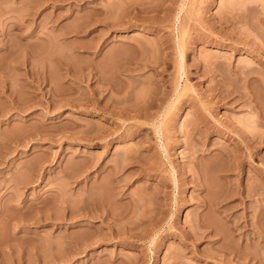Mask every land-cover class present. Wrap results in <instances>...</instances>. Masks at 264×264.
I'll return each mask as SVG.
<instances>
[{
    "label": "rangeland",
    "instance_id": "obj_1",
    "mask_svg": "<svg viewBox=\"0 0 264 264\" xmlns=\"http://www.w3.org/2000/svg\"><path fill=\"white\" fill-rule=\"evenodd\" d=\"M0 5V264H235L198 261L173 235L202 209L195 199L205 190L189 182L200 171L206 193L229 195L233 218L257 223L246 227L245 252L264 263V137L240 142L264 135V0ZM205 112L221 126L190 137ZM222 147L238 148V169L217 156ZM83 192L96 198L88 204ZM133 197L136 214L121 219ZM153 214L158 245L148 244L150 227L135 240L140 216Z\"/></svg>",
    "mask_w": 264,
    "mask_h": 264
},
{
    "label": "bare ground",
    "instance_id": "obj_2",
    "mask_svg": "<svg viewBox=\"0 0 264 264\" xmlns=\"http://www.w3.org/2000/svg\"><path fill=\"white\" fill-rule=\"evenodd\" d=\"M1 6V5H0ZM3 8V7H2ZM11 8V12H12V7H10ZM10 12V11H9ZM180 12V11H179ZM177 15V14H176ZM176 17V16H175ZM179 17H177V19H178ZM178 21H179V19H178ZM14 24V23H13ZM11 25V26H9V28L11 27V28H13V30H14V27H16V25ZM11 28H10V30H11ZM18 28V27H17ZM16 30V29H15ZM179 39H180V37H179ZM180 45V44H179ZM181 47V46H180ZM183 51V50H182ZM181 51V49H178V56H177V58L179 59V64L178 65H180V66H183L182 64H183V52ZM177 59V60H178ZM254 95V94H253ZM250 98H252V97H250ZM255 98H256V96H255ZM252 100V99H251ZM256 100H258L257 98H256ZM256 100H255V103L257 104V106L259 105L258 103L259 102H256ZM254 103V104H255ZM254 104L251 106V108H253L254 107ZM257 106H256V108H257ZM255 108V109H256ZM258 109V108H257ZM260 109V108H259ZM125 110V109H124ZM261 110V109H260ZM119 111V110H118ZM126 111H127V109H126ZM129 111H131V110H129ZM253 111H255V110H253ZM256 111H259V110H256ZM262 111V110H261ZM124 112V111H123ZM123 112H121V113H123ZM128 112V111H127ZM137 113V112H136ZM206 113V112H205ZM204 113V114H205ZM118 114V113H117ZM119 114H120V112H119ZM133 114H134V112H133ZM138 114V113H137ZM256 114H258V112L256 113ZM205 116V117H204ZM203 116V114H202V117H203V119H202V117H200L199 119V121L197 120V122H199L198 124H196V123H193V124H190V126H189V128H190V130H189V132H190V137H191V135L192 134H194V133H196L197 131H199L200 130V127H203L204 128V130H210V128L212 129L211 131H213L214 132V130L215 129H218L219 128V126H221V122L220 121H218V119H215L214 118V116L213 115H211L209 112H207L206 113V115H204ZM258 118L261 120V121H263L264 122V113L263 112H260L259 113V116H258ZM202 120V121H201ZM206 123H205V122ZM210 124V126H208L207 124ZM151 125H152V127H153V130L155 131V133L156 134H158L159 135V133H160V129H161V127H162V122L161 121H159L158 119L157 120H154L152 123H151ZM201 125V126H200ZM125 131H126V129H125ZM124 132V131H123ZM189 132H188V134H189ZM161 134V133H160ZM160 136V135H159ZM264 137V135H254L253 133H249V134H246L244 137H240V142H263V138ZM201 141V139L199 140V142ZM202 142V141H201ZM245 145H246V149L247 150H249L248 151V158H253V155H254V153L247 147V144L246 143H244ZM236 149V150H235ZM216 150V149H215ZM237 150H238V148H234V150L233 151H235V152H237ZM195 151V150H194ZM197 151V150H196ZM208 151V150H207ZM206 151V152H207ZM212 151V150H211ZM210 151V152H211ZM231 151H232V149L230 150V149H226V148H220V149H217V151H216V154H217V156L219 157H221V159H222V157H223V159H225L226 161H227V163L229 164V162L231 163L230 165H229V168L230 169H233V168H235V169H238L239 168V166H240V161H237L236 160V154H234L233 155V151H232V153H231ZM215 152V151H214ZM214 152L213 153H211L212 154V158L213 159H215V156H216V154L213 156V154H214ZM193 155L195 154V153H192ZM197 154V153H196ZM209 154V153H208ZM210 154V155H211ZM204 155V154H203ZM138 156H139V154H138ZM141 156V155H140ZM200 156H202V155H197L196 157H193L195 160H198L199 159V161H200V159H202V158H199ZM209 156V155H208ZM132 158V157H131ZM130 158V159H131ZM134 158H137V157H135V155H134ZM134 158H132V159H134ZM139 158V157H138ZM141 158H142V156H141ZM209 158V157H208ZM217 158V157H216ZM228 158H230V161L228 160ZM131 159V160H132ZM213 159H211V160H213ZM232 160H234V165L232 166ZM126 161V160H125ZM120 162V161H119ZM124 162V161H123ZM122 162V163H123ZM114 163H116L115 161H114ZM125 163V162H124ZM123 163V164H124ZM210 163V162H209ZM226 163V162H225ZM117 164V163H116ZM128 164V163H127ZM194 164H195V162H194ZM120 165V164H119ZM204 165V164H203ZM117 166H118V164H117ZM141 166V165H140ZM121 167V166H120ZM119 166H118V169L120 168ZM123 167V166H122ZM142 167L144 168V166L142 165ZM206 167V166H205ZM204 167V168H205ZM223 167H225V166H223ZM222 167V168H223ZM112 168V167H111ZM117 168V167H116ZM116 168H112L114 171H116ZM201 168L204 170V168L201 166ZM228 168V169H229ZM206 169V168H205ZM226 169V168H225ZM113 170L111 171L112 172V175H113ZM120 170V169H119ZM139 170V169H138ZM141 170H142V168H141ZM140 170V171H141ZM144 170H147V168L146 169H144ZM201 170V169H200ZM143 171V170H142ZM120 172H121V170H120ZM139 172V171H138ZM206 172V171H205ZM115 173H117V172H115ZM114 173V174H115ZM118 173H119V171H118ZM142 173V172H141ZM145 173H147V175L149 174L148 172H145ZM145 173H144V175H145ZM176 173V172H175ZM174 173V174H175ZM199 173V172H198ZM109 174H111L110 173V171H109ZM120 174V173H119ZM197 174V173H196ZM200 174L203 176V175H205V173H204V171H203V173H202V171H200ZM207 174V173H206ZM138 175V174H137ZM140 175V174H139ZM117 176V177H116ZM173 176V175H172ZM195 178L198 176V175H193ZM201 176V177H202ZM114 177H116V178H113V179H115V182H116V184H120V183H118V182H120V180H121V178L122 177H118V175H115ZM201 177H199L198 176V179L199 178H201ZM205 177H206V175H205ZM227 177V176H226ZM172 178V181H173V185H175V187L177 188V190L179 191V189H180V185H177V176H173V177H171ZM195 178H193L192 176H191V178H190V180H189V182H190V184H193V186H195V188L197 187V188H199L198 190L199 191H203L204 192V190H205V192H204V194L202 195H200V196H198V197H196V199H195V197H194V199L195 200H197L196 202H198V206H199V208H202L201 209V211L199 212V213H197V215L196 216H194L193 217V219L190 221V222H188V224H187V226H188V229L187 230H182L181 229V231L177 234H173L174 236H177L178 238H179V242L183 245V246H185L186 248H190L189 249V252L191 251V254L193 255H191L193 258L195 257L198 261H201V260H203L202 262H206L207 260H213L214 262L216 261V263H227V262H234L235 264H260L259 263V261H260V258H259V260H257L258 258L257 257H253V256H251V252H252V255H254V254H256V252H254L253 253V251H251L250 252V254H249V252H245V250H247V247L249 246V243L247 242V240H246V238H245V233H246V227H253L254 228V226H255V228H256V225H257V223H255L254 222V224H253V222H251V223H248L247 221L245 222V221H241L238 217H232V215L234 214H232L231 212H229V211H231V209H229V208H227L226 207V204H227V202H225V201H227L228 199H227V196H229V195H226V194H224V195H222L223 193H220V195H218L219 193H218V190H216L215 189V196L213 195L214 194V192L213 191H210L212 188L210 187V186H208V184L206 183V182H204L203 180H204V178L202 177V179H201V181H203L204 183H202L201 181L199 182H197V180L195 179ZM123 179V178H122ZM207 179V178H206ZM124 180V179H123ZM122 180V181H123ZM195 180H196V182H195ZM162 181V180H161ZM162 184H163V182H161ZM115 184V183H114ZM205 184L209 187V188H211V189H209V191L211 192V194H212V192H213V194H212V196L210 195L209 196V194H210V192L208 191V193H206V191H207V188H206V186H205ZM95 185V184H94ZM119 186V185H118ZM180 186V187H179ZM91 187V186H90ZM119 188H121V187H119ZM196 188V189H197ZM87 189H89V186H88V188ZM93 189L95 190L96 189V187H94L93 186ZM92 191V193H94L93 192V190L90 188L87 192H89V191ZM213 190V189H212ZM91 191H90V193H91ZM121 192V191H120ZM202 192V193H203ZM217 192V193H216ZM89 193V194H90ZM207 195H206V194ZM80 194H82V193H80ZM95 194H97L98 195V193H95ZM118 194H120V193H118ZM198 194V193H197ZM200 194V193H199ZM83 195L85 196L86 195V201H87V194H86V192H85V194H84V192H83ZM93 195V194H92ZM91 194H90V196H92ZM222 195V196H221ZM75 196H77V194L75 195ZM80 195H79V193H78V197H79ZM88 197V198H92V197ZM95 195H93V197H94ZM196 196V195H195ZM82 195H81V197H79V198H81V202H83V199H82ZM120 197H122V196H120ZM131 197V196H130ZM139 197V196H138ZM142 196H140V198H141ZM143 197H144V195H143ZM78 198V199H79ZM96 197H94L92 200H94ZM98 198V197H97ZM100 198V197H99ZM98 198V199H99ZM134 199H137V197H133ZM127 199V200H129V204L131 205V207L129 208V211L128 212H125V211H122L123 213H125V214H121L120 215V217L121 216H123V217H121V219H123L124 217H127V215H128V217H127V219L128 218H132L133 216H129V215H132L133 213H135L136 214V211L134 210L133 211V209H134V207H136V206H138V204L140 203L139 201H140V199L138 200H134V199ZM97 199V200H98ZM144 199V198H143ZM142 199V200H143ZM91 200V201H92ZM141 200V201H142ZM86 201H84L85 202V204L88 202H86ZM137 201H138V203H137ZM144 201V200H143ZM128 202V201H127ZM91 203V202H90ZM89 202H88V204H90ZM93 203V202H92ZM94 203H95V201H94ZM135 203L137 204L136 206H135ZM145 203V202H144ZM226 203V204H225ZM97 203H95V205H96ZM100 204V203H99ZM129 204H128V206H129ZM141 204H142V202H141ZM84 205V204H83ZM82 205V206H83ZM127 205V204H126ZM143 205V204H142ZM85 206V205H84ZM86 206H87V204H86ZM85 206V207H86ZM97 206V205H96ZM95 206V207H96ZM128 206L126 207L127 209H128ZM87 207H89V206H87ZM86 207V208H87ZM90 207H92L91 205H90ZM89 207V210H91V208ZM101 207V206H100ZM103 207V206H102ZM85 208V209H86ZM96 208H98V207H96ZM141 208V207H140ZM196 208H197V206H196ZM101 209V208H100ZM100 209H95V211L96 210H100ZM104 209V208H103ZM127 209H125L126 211H127ZM84 210V209H83ZM87 210V209H86ZM88 210V211H89ZM137 210V209H136ZM85 211V210H84ZM87 211V212H88ZM92 211H94V210H92ZM91 211V212H92ZM94 211V212H95ZM97 211V212H98ZM90 212V211H89ZM99 212H101L102 214V216H104L103 214H105V212L103 213L102 212V210H100ZM156 212H158V211H154L153 210V213L155 214ZM85 213V212H84ZM96 213V212H95ZM108 213V215L110 216L111 215V213H109V212H107ZM114 213V212H113ZM112 213V214H113ZM160 213V212H159ZM94 213H92V214H90L91 216L93 215ZM98 214V213H97ZM97 214H95L96 216H97ZM153 214V217L151 216V218H148L149 217V215H148V217H146V218H144V216L142 217V216H140L141 218H143V220H141L140 218V221H138V220H136L135 219V221H134V223L136 222V221H138V222H140L139 224H136V228H137V226L142 230L141 232H140V229H138L137 228V232L136 233H134L133 234V231L135 232L136 231V228H135V230L134 229H132L133 231H131V234H133L134 235V239L136 240H144L145 239V237L147 236L145 233H147V229H148V227H150L151 228V230H150V228H149V231H150V233H151V235H150V237H149V242H148V244L151 242V244L154 242V239H155V237L157 236V234L161 231V228L162 227H160L159 226V219H160V217H156V215H154ZM83 215V217H85V215L84 214H82ZM88 215V217H89V214H87ZM95 215H93L94 216V218H95ZM113 215H116V213H114ZM134 215V214H133ZM100 216V215H99ZM102 216H100V218L102 217ZM70 217H72L73 218V216H72V213H71V215H70ZM87 217V216H86ZM105 217H106V214H105ZM114 216H110L109 218L111 219V218H113ZM118 217V216H117ZM120 217L118 218V219H120ZM80 218H81V216H80ZM93 218V217H92ZM96 218H98V217H96ZM104 218V217H103ZM232 218V219H231ZM256 218H258V217H256ZM87 219V218H86ZM120 219V220H121ZM106 220H108V219H106ZM112 220V219H111ZM125 220V219H124ZM129 220H131V219H129ZM257 220H259V218L257 219ZM256 220V221H257ZM127 221V220H126ZM132 221V222H133ZM143 221V222H142ZM168 221V220H167ZM166 221V222H167ZM258 222V221H257ZM168 223V222H167ZM191 223V224H190ZM135 224H133L132 225V223H131V225L134 227L135 226ZM168 225V224H167ZM132 227V228H133ZM172 228V227H171ZM255 228H254V230H255ZM183 229H185V228H183ZM226 229V230H225ZM91 230V229H90ZM89 230V231H90ZM147 230V231H146ZM139 231V232H138ZM87 232V231H86ZM256 232V231H255ZM130 233V232H129ZM131 234H129V235H131ZM170 234V233H169ZM88 235H89V233H88ZM88 235H86V238H87V236ZM90 236V235H89ZM88 236V237H89ZM92 236V235H91ZM132 236V235H131ZM172 236V235H171ZM255 236H256V238H261V236H260V234L258 233V231H257V233H255ZM130 237V236H129ZM131 238V237H130ZM236 238V239H235ZM132 239H133V236H132ZM230 239H232V240H230ZM88 240H89V238H88ZM156 242V241H155ZM154 242V243H155ZM199 242H206V243H208V246H209V248L206 250H204V249H197L196 248V246L198 245L197 243H199ZM154 245H158L157 244V242H156V244H154ZM150 246V245H149ZM244 250H242V249ZM239 249H241L243 252H239ZM210 250H215V254L216 253H218L219 255H215L214 253H210ZM255 251H256V249H255ZM239 253H242V254H239ZM246 253V254H245ZM244 254V255H243ZM250 255V256H249ZM217 256V257H216ZM255 256V255H254ZM246 260V261H245ZM207 263V262H206ZM172 264V263H171ZM261 264H264V263H261Z\"/></svg>",
    "mask_w": 264,
    "mask_h": 264
}]
</instances>
